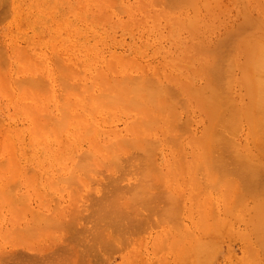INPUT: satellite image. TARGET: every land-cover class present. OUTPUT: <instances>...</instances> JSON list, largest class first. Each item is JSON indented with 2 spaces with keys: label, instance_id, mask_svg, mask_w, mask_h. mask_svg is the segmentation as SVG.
Returning a JSON list of instances; mask_svg holds the SVG:
<instances>
[{
  "label": "rangeland",
  "instance_id": "1",
  "mask_svg": "<svg viewBox=\"0 0 264 264\" xmlns=\"http://www.w3.org/2000/svg\"><path fill=\"white\" fill-rule=\"evenodd\" d=\"M160 1L161 0H0V185L2 186L3 183L4 185L2 187L5 188L8 193H11L9 191H14V193L20 197L29 195L24 198L25 201H29L27 205L28 207L24 206L28 209H23L22 207L12 209V211L14 210V213L16 212V217L24 218V216H26V219L31 222L29 219H32V221L36 220L38 218L37 214H40V216L43 214V216L45 215L46 217L50 214L53 217L49 216V218H54V215L50 212L60 213L61 211H65L64 218L67 220L68 217L73 215L74 217H77L75 214L77 213L79 206L80 208L82 207L84 209L83 211L89 209L90 214H86L93 215L94 204L92 203H94V198H96L97 201V198L99 200L105 195L104 193L108 195L109 192L112 196V194L117 193L115 190H118L119 192L120 185L122 188H124L126 193L125 196L122 195L126 199L124 198L120 201L122 202L123 209L128 212L129 207H126L128 209L127 210L123 205L126 203L127 197H131L128 195L131 194L130 191L141 195V187L138 188V185H136L137 183L139 184V182H136L135 175L138 176V174H135V171L139 170L137 172H140L141 168L144 166V169L146 168V165H143L144 163L142 162V158L145 160L144 153V156L140 157L141 159H138L137 156L139 155L133 156V159H135L137 163H135L132 158L127 161V163H125V165L127 164L128 166H132V164L134 166L136 164L134 167L136 169L137 167L139 168L137 170L133 168L135 171H131L132 173L130 174L126 172L127 174H124L123 176V168L125 169L127 167H123L122 163L116 166L118 170L114 166L116 170L112 169L110 172L109 169L113 167L108 166L107 162H105L106 164H102L101 167L95 169L94 173H92V171L89 173V171L87 172L86 170H80L81 168L79 167L81 166H79V164L80 160H82L80 157L84 156L86 152L90 155L91 152L89 151H92V148H95V145L90 142L91 137L89 139V136L85 133V131H83L81 126H75L74 128H71L69 131V133H71H66L68 136L62 135L61 138L60 136H56V128L53 126H47V128L50 129L46 130V140L44 141L43 146L38 143L37 136L35 135V130L37 129L36 124L38 123L35 124V122H38L41 119L44 120L46 115L57 117L64 112L59 108L61 107V103L63 104V102H61V98L65 95H68V92H66V94L64 92V95L62 91L64 81L61 77V74L64 73V68H77L83 74L76 79V82L86 80L84 83H86L89 88L95 86L93 81L94 79L96 81L97 77L99 78L97 80H99L101 83L102 80L100 77L102 76L99 77L101 74H108L110 78H118V75L124 72L125 74L131 73V75L136 76L135 78H137L139 77V74L151 70L156 71L159 74L163 70L164 72H170L171 74H175L176 77L180 79V82L183 81L184 83V81L187 82L189 80L190 84L192 81L193 84L197 86V88H200L208 80V77L204 75L205 71L203 68L213 60L208 54L209 51H207L208 53L204 51L205 53L203 52L204 54L202 53V55L201 53L199 54V52V55L196 53V50H198L197 48H202L204 46L206 48V38L209 37L210 39H207V42L211 41L213 44H218L221 41H227L231 39L233 33L231 30H233L238 23L243 21L242 13L244 11L242 12V7L246 6V4H244L245 1L252 5H247L248 7H245L248 8V11L251 7L252 9L256 8V11L255 9H251V11L246 13L251 14V12L254 11L252 13L254 16L251 14L252 18L259 17L260 19L261 16V20L264 21V12L260 10L261 8L264 9V0H195V3L193 2L194 4H192L195 6L196 2L198 3V18L200 16L199 22H196L197 24H195L198 26V23H206V21L209 20L207 21L208 23L213 22L211 27L214 31L212 30L213 32L211 33L209 29L211 28L209 27L211 23H207L209 28H203L202 25L204 26V24H201L202 29L199 26L198 28L202 32H198L199 34H197L196 31L192 33L193 37L194 34H196V36L201 34L199 36L200 38L198 36L193 38L191 36L189 25L191 23H187V21H189L187 16L191 17L194 15L196 12L194 9L196 7L193 8L190 6V4L189 6L185 7L184 10L182 9L181 11H178L176 9L178 12L172 11L174 14H171V12L168 10V7H164L166 4H160ZM165 2H167V6H171V0H165ZM206 2L215 4L216 7L212 9L209 7L210 9H206L204 7ZM164 8H166L167 12L169 13L163 11L162 9ZM167 15L171 16L169 17ZM183 18L184 21H181ZM204 18L205 20H203ZM197 19L196 21H198ZM201 20L204 22H201ZM197 26L195 28L194 25V28L197 29ZM205 29L207 30L205 31ZM248 30L249 29L247 28V32ZM193 31L194 30H192V32ZM203 31L208 35H211H207L205 37V44L204 42L201 43V40L203 41L204 38ZM207 31H210V33ZM263 31L264 30H261L257 33H262ZM206 33L204 35H206ZM252 33L250 30V35ZM261 35H263V33ZM247 36H249L248 33ZM228 46L229 45L227 44V47ZM228 48L230 52L233 50V48L230 50L231 47ZM225 49L223 48V50L228 52L227 48ZM187 50H190V52ZM223 50L221 49V51ZM242 52L243 51L240 52L242 54L241 57L238 56L239 66L236 64L234 67H237V70L235 69L237 72V77H241L242 75V72H240L241 69L238 70V68L242 66L240 60L242 62L244 59L243 56H245V54L243 55ZM185 53L189 57H186ZM226 54L227 53L225 52V55ZM58 60L60 61L59 66L57 65ZM198 72L204 73L200 74ZM48 76L49 80H53L52 84L50 83V86L49 82L47 81ZM40 80L44 84L43 87L42 84H39L38 86L42 87L40 89L36 85L39 90L32 92L31 88H33L35 84L39 83ZM99 81H96L97 84ZM237 82L238 85L235 83V86L237 87L235 89H231L230 94L239 99V109L241 114L246 115L244 117L240 116L239 121L232 124L230 130L234 132L235 148H238L239 150H245L244 147H246L247 149L251 148L254 150L257 148V146L255 148V145H258L259 141L255 142V138L257 137L253 135L255 132V125L249 122L250 119L248 118L247 113L250 110L255 111V106L251 101L250 95L246 93L244 88L240 87V80ZM28 85L34 86L29 87L31 90L27 88V90L29 89L30 93L26 92L25 94L24 92L26 90L23 88ZM177 85L178 86L172 83L169 84V87L172 90L177 91L183 86L182 84L178 83ZM61 92L63 94L62 97ZM50 93L51 95L49 96ZM224 93L227 94V91H223V94ZM225 97L227 98V96ZM68 98L69 102L67 105L73 104L74 101L71 100L73 99V94H69ZM68 98H66L67 100L64 99V101H68ZM183 99L186 98L184 97ZM195 102L197 103V101ZM38 103L41 107H38ZM199 103L197 104L199 105ZM35 107L40 109L38 110L36 108V111L34 110ZM192 108H194V106ZM113 109H115V107ZM123 109L122 112L117 110V108L115 109L116 111L112 110V113L116 114L115 116L111 115L112 117H109L107 112H105L108 114L107 116L104 112H100L96 118L87 119L88 123H92L96 120L102 123L103 120L106 119L105 117L108 118L105 120V125L101 127L105 134L100 133L98 136L97 141L98 143L100 142V145L102 143L103 145H107V147L115 146L119 142L120 137L132 136L130 135L132 130L130 129L131 132H129V134L127 133V129L132 127L131 123L133 122H135V125L138 126L139 115L136 114V119V116L134 117L133 115L136 112L130 110L133 113L131 115L130 111H125ZM181 111L183 114L182 121L189 120L192 122H189L192 124L190 125L192 131L184 135L188 141L185 151L182 150V146L180 150V147L178 146V148L177 145L172 147L174 145L173 143H169V145L165 144L160 146V148L163 150H157L156 152V159L159 162L155 159V164L160 165L158 167H161L164 171H172L171 178H169L167 181L162 180V183L165 185L164 188L168 192H173L174 196L178 198L181 196L184 197L180 198L182 201L179 199L180 204H178L180 209H174L175 204H173V206L170 204L171 200L170 202L169 200L166 201L167 197L165 198L164 202L163 200H159L167 206H173L172 208L168 207V210L170 208L172 209V212L175 210L173 212L174 214H170L171 216H167V218L166 213L162 210V208H164L165 211L167 210L165 209L167 207L166 205L162 206L163 204L159 202L158 206L162 207L160 208L161 211H159L160 209H157V204H153L155 202L153 200V203L150 205L148 204L149 206L152 205L151 207L153 208L151 209V207H146V212V209L142 206L147 204H142V206H139L140 202L136 200L139 203H137L138 209H145L143 211L140 210V212L142 211L144 214L148 213L147 215H143L144 217L146 216L149 218L145 219H148L146 224H142L143 226L140 227L138 225L139 223L137 224V219L134 218L135 216L137 218H143V216L140 217V215L143 214L142 212L140 215H137L136 212L134 213V211L132 212V215L130 214L131 217L133 216V218L129 220L130 223H135L132 225H129L130 223L128 224L126 222V220L128 221L127 215H129V213L126 214L127 218L120 215V218H123L125 221L122 223H125V225L128 224L132 229H130L128 225V227L124 226V228L126 227L128 228V231H130L128 232L125 228L127 231V233H125L123 232L124 229L122 228V234L124 235L121 236L122 239L120 237H118L119 239L113 238V236L117 237L120 234L117 229H109L107 232H110L115 242L112 247L113 251H110L111 249H107L109 248L108 245L106 248L108 252L102 251L101 249L99 252V249H93L98 250V252L96 251L97 254H95V256L91 254H94L95 252L93 250H89V252H91L87 256H89L90 259L88 257L87 258L93 264H264V248L262 250L258 246V242L261 241L259 237L262 236L261 234L263 232L264 226V215H260L262 211H264L262 209L264 207V202H259L261 203V205H259L261 208L258 206L257 208L255 204L257 201H260L261 197L257 201L254 199L256 198L254 192H256L258 189L260 193L257 191L259 193H256L257 198H259L258 195L261 196V193L262 198H264V186L261 187V183L264 185V179L262 180L263 182L261 181L262 176L264 177V167L260 169L261 173L257 174L258 177L256 176L257 179L259 178V187H257L258 185H255L256 187L253 186L255 189L252 188L248 190L251 191V193L253 192L254 195H252L250 192L246 193L248 191L244 190L247 188L245 185L248 182L246 184L244 183L248 180V178L246 179V176H243L245 179L242 181L240 179V175H242L241 172L239 173L240 177H237L238 174L237 176L234 174L235 179L238 178V181L239 179L241 180V182L239 181L240 183H237L238 181L234 179V171H232V174L231 172L229 173L233 176V178H231V176L229 177V175H227L228 177H225L226 174L222 173V175H224V181L222 180L223 182L229 183L230 181L232 183L234 182L233 180H235L236 183L234 182V185H231V187H229L230 184L228 186L225 184V187L224 184H222L223 187H221V190L224 191L225 194L218 190L220 188L219 186L221 185L219 183L222 182H220V179L223 177H221V175L219 177L218 173L215 174L216 176L218 175L217 177H219L217 179L214 176V178L217 179L216 181L219 182H217V186L219 188H216V181L213 177H211V174H214V172L210 170L214 169L213 171L217 172L218 170L219 172L220 169L216 170L215 168H217V166L214 167L215 165L209 166V172L208 170L206 171V173L208 172L209 175H206V177L209 176L210 178L214 179L215 183L213 182L214 184H212L213 180L210 179L209 181L207 177L210 185L209 183L204 184L209 186L208 187L205 185L207 189L210 188V191H206L205 189L206 192L203 195H200L201 183H199V185L196 183L199 179L201 180L200 182H202L201 178L203 175V182H207L205 179L206 173L200 172H203V170L207 168H196L200 171L198 170L194 172H198L196 174L203 175L202 177L198 175L197 177L199 178H197L196 183H193L195 180L190 182V178L192 180V177H188L187 169L184 167V165H186L188 168V166L192 165L190 164L191 157L193 156L194 159L195 157L196 159L198 158L199 155L195 156L194 152L198 150V145L202 147V142L206 141L207 144L216 145V141L222 132V120L219 117H214L209 120H202L204 117L203 115H201L202 117L199 116V111L197 113L194 110H191L189 113L185 111L188 113L186 115L183 113V109H181ZM37 118H39V120ZM44 128H46L45 122ZM68 128L70 127L67 126L66 130ZM185 128H187L186 124ZM132 129L137 131V128ZM191 129H189V131ZM183 130L184 128L182 131H180L184 132ZM168 133L170 132L168 131ZM263 135L264 134H262L261 137H263ZM259 136L260 135H258L257 140L261 138ZM116 139L117 143L115 142V144L113 141H116ZM262 140L264 141V138ZM111 142L115 145H111ZM104 147V149H107L106 146ZM131 147V151L134 150L132 151V155H134L133 152L136 153L137 151L134 149L133 145H131ZM201 147L199 150L202 149ZM172 148H177L178 155L176 152L174 153V149ZM178 149L182 155V152H184L185 156H183L185 157V160L181 157H178L182 156L180 155ZM129 150L130 149H128L127 152L131 154ZM137 150L139 152L141 149L137 146ZM199 150L198 153L203 151V149L202 151ZM158 152H160V154ZM260 153L261 152L258 154ZM87 154H85V157ZM129 154L127 155V160L129 159L128 157H130ZM138 154H140V152ZM230 154L234 157L236 156L234 153ZM125 156L126 155L124 153V158ZM186 157L188 158L187 161ZM177 158L180 161L183 159V163ZM126 159H124L125 162ZM202 159L203 158L200 157L197 161L193 160L192 162L194 163L195 161L197 163ZM174 160L179 161V165L182 167L178 166L177 163L175 164ZM227 160V162H231L229 159ZM83 161L87 163L88 160L86 161L85 159ZM91 163L92 162H90L89 165H91ZM181 163L186 164L182 165ZM229 165L228 168H233ZM193 166L190 168H193ZM91 168L89 170H91ZM120 168H122L123 172L120 171ZM178 168H181L183 171L186 169V173L181 175H176L173 173L174 171L176 172ZM130 169L132 170L131 167ZM74 170L75 172L78 170V173L75 174ZM80 171H82V173H80ZM21 172H24V174ZM178 172L180 173L179 169ZM74 174L78 176L80 174V176L84 178V184H82V182L80 185L75 184V182H73V179H75L73 176ZM169 175L170 174H168V176ZM140 176L141 175L138 176L139 179L137 181L141 180ZM119 178L120 180H118ZM75 180L77 181V179ZM142 180L145 182L147 181L144 179V177ZM28 181L30 183H28ZM145 182H143L144 184L141 183L139 185L146 186ZM134 186L137 187L130 190V188ZM160 186H157L158 188L160 187L159 189L156 187L158 192H164L165 194H168V192H165L166 190L163 188V185ZM205 186L203 187L206 188ZM111 188H115V190L112 189L109 191ZM211 188H213L215 191L216 189L220 191L219 195L218 191H216V194L215 191L212 192L213 190H211ZM122 192L124 191L122 190ZM144 192L146 193V191ZM155 193L157 194L156 191ZM0 194L2 195L1 190ZM132 197L134 196L132 195ZM21 200L22 198H19L17 201L20 202ZM116 200L121 204L119 199ZM130 202L131 201L129 198L128 204ZM156 202L158 203V201ZM178 204L176 206H178ZM3 205L4 207L7 206H5V203ZM135 205L136 203L134 206ZM8 207H6V209H8ZM254 207L256 210L262 209V211H260L261 213H259L257 210L258 213L256 214L255 210H253ZM149 208L150 211H153V213L159 211V213L164 214L158 215V213L157 215H149ZM58 209L62 210L56 212ZM81 209H79V211H81ZM138 209L137 211L139 212ZM154 209H156V212H154ZM91 210L93 213H91ZM125 210H122L124 214ZM168 210L167 213L171 211L169 210L168 212ZM21 212H24L26 215L19 214ZM11 213L12 212L9 211V213L7 212V214H5L10 217ZM262 214H264V212ZM158 217H162L163 219L161 218V220H159ZM90 218L92 217L90 216ZM120 218L116 217V220ZM133 219H135L134 221L136 222H134ZM84 221L86 220L84 219ZM118 222L120 223V221ZM85 224H88L89 226L94 225H92L90 222H86ZM45 226L47 225L42 224L39 227L40 229L44 227L43 229L46 230ZM90 229L93 231L92 228ZM38 231L43 232L41 230ZM6 232H8V229H5L2 235ZM59 234L60 232L56 230V235ZM4 238L7 239V241L3 239V236L0 234V255L2 250L8 251L10 254L12 250L18 248H23V253L29 252L28 247H25L23 244L24 240L21 239V237H19L17 242H15V238H8V235H5ZM120 239L122 240V244L119 241ZM18 241L21 242L18 243ZM12 242H14V244L22 243L21 247L20 245L13 246L14 244ZM11 244L13 245L11 246ZM98 245H100V243H98ZM97 248L101 247L97 246ZM17 251H20V249ZM50 252L51 250L43 249L42 254L47 255ZM9 254L6 253V255H4L8 256ZM33 255L37 254L34 252V254L32 253L31 256ZM92 258L94 262L92 261ZM90 261L89 263L91 264Z\"/></svg>",
  "mask_w": 264,
  "mask_h": 264
},
{
  "label": "bare ground",
  "instance_id": "2",
  "mask_svg": "<svg viewBox=\"0 0 264 264\" xmlns=\"http://www.w3.org/2000/svg\"><path fill=\"white\" fill-rule=\"evenodd\" d=\"M160 2H161L160 4H162V3L166 4V5H164V7H166V8L168 7V10H169V12H171V14L174 11H176V9L178 11H181L182 9L184 10L185 7L189 6L190 4H191L190 5L191 7H193V8L196 7L194 9L196 11L195 14L191 16L193 18L187 16L189 18L188 20L190 21V22L187 21V23L188 24L191 23V24H189L191 36H192V33H194L195 31L197 34H199L198 32H200V33L202 32L198 28V26L201 28V24H204L205 27L202 25L203 28H206V27L209 28L213 24V22L212 23L210 22L211 24L208 23L207 21H209V20H207L205 23L203 21V20H205V18H204L203 20H201V22H204V23H201V24L198 23V26L196 25L197 24L196 22H199L200 16L198 18V11H197L198 10V3L196 2L195 6L193 5L195 3V0H171V2H170L171 6L170 7L167 6L168 4H167V2H165V0H161ZM245 2H244V4H246V6L251 5V4H249V2L248 3L247 2L245 3ZM246 6L242 7L243 8L242 12L244 11L243 13L241 12L243 15V21L238 23L235 26V28L233 30H231V32H233L231 39H229L231 41L224 40V41L219 42L218 44H213L211 41L207 42V39L208 40L210 39L209 37H207L205 40L206 41V44H205L204 39L208 34L205 32L206 35H204L205 33L203 31L204 38H203V41L201 40V43L204 42V44L206 45V48L203 45L204 47H202V48L199 47L201 49L197 48L198 50H196L197 51L196 53L198 54V52H199V54L201 53V55H202V53L204 51L206 53H208L207 51H209L208 54H209L210 58H212L213 60L211 59L212 62L210 61L208 63V65H206V67L203 68L205 73L201 72V73H204V75L208 77V80L200 88H197V86H195L192 81H191V84H192L191 85L189 80L188 81L186 80L187 82L184 81V83H183V81L180 82V79L177 78L175 74H171L170 72H166V71L164 72V70L160 74L157 73L156 71H153V70L141 73L139 75L137 74L139 76L137 78H135L136 76L131 75V73L125 74L124 72H122L123 75L119 74L118 75L119 77L117 76L118 78H114V77L110 78V76L108 74H104V75L101 74V75H99V77L102 76V77H100L102 80L101 83L99 80H97V79H99L97 77L96 81H99L98 84L94 79V81L93 80L92 81H93V84H95V86H92V88H89L87 86V84L84 83L86 80L81 81V82H76V79L79 78L83 74L77 68L67 67V68L63 69L64 73L61 74V77L63 78V81H64L62 91H63V94H64V92H65V94H66V92H68V95L73 94V99H71V100H73L74 102L71 105H67V103L69 102L68 95L64 94L65 96H63V94L61 92V97L63 96L61 98L62 99L61 102H63V104L61 103V107H59V106L58 107L64 111L63 114H60L57 117H51V116L46 115V117H44V120L43 119L39 120V118H37L39 120L38 122L35 120L36 121L35 124L38 123V124H36L37 125L36 128L38 130L35 128L36 129L35 135L37 136L38 143L43 146V143L46 140V130L50 129V128H47V126L48 127L53 126L54 128H56L55 129L56 134H57L56 136L57 137L60 136V138L62 137V135L68 136V135H66V133H69L71 128H74L75 126L76 127L81 126L83 128V131H85V133L89 136V139L91 137L92 140L90 139V142L95 145V148H92L93 150L89 151V152H91L90 155H89V153L87 154V152H86L85 153V154H87L86 157H85V154H84V156L80 157V158H82V160H80V164H79V166H81V167H79V168H81L80 170H82V171L86 170L87 172L89 171V173L92 171V173H94L95 169L101 167L102 164H106L105 162H107L108 166L113 167V168L109 169V171L111 172L112 169L118 170V168L116 166H118L122 163L123 167H127L125 169L123 168L124 172H123L122 168H120L121 170L119 169L120 171L123 172V176H124V174L125 175L127 174L126 172H128V174H130V173L134 172L135 170L139 169L138 167H137V169L134 167V166H136V164L134 166L132 164V166H133L132 167L130 165L128 166L127 164L125 165V163H127V161H129L131 158L133 161H135V159H133L134 158L133 156H135V155H139V156H137L138 159L145 155V160L142 158V162L144 163L143 165H146V168L144 169L145 166L144 167L142 166L143 168H141L140 172H137V171H139V170H137V171H135V174L137 173L138 176L141 175L140 176L141 180L144 177V179L147 181L146 182L144 180L137 181L139 178L137 175H135V176H136V182H139V184H141V183L144 184L143 182H145L146 186L145 185L140 186L137 183L136 185H138V188L141 187L140 188V194L141 195H139L136 192H132V191H130V192H131V194L133 193L132 195L134 197H132L131 194H128L129 196H131V197H129L131 202L128 204L129 198L127 197V200L125 203L126 205L124 204L123 206H125L124 208L129 207L128 209L130 210V212L127 208L126 209L128 210V212L125 209H123V207H122V202L120 200L125 198L122 195L125 196L126 193H125L124 188H122L120 185L119 186L120 190L122 189L124 192H122V190L121 191L119 190V192H120V194H119L118 190H115V188L114 189L111 188L109 191H111L113 189L117 192L116 193L117 195L114 193L111 196V194L109 192L108 195H106V193H104L106 196L104 195L99 200L97 198V201H96V198H94L95 200L93 199L94 201L92 200L94 202V203H92V204H94L93 205L94 206V208H93L94 213L92 211L93 209L91 208L92 209L91 213H93V215H88V214H90L88 208H87L88 210H85L86 211L85 212V211H83L84 209L82 207H81L82 208L81 209L79 206V209H81L82 212L79 211V209H78V211L76 213L77 215L75 214V216H77V217H74V215H73V216H70L68 218L66 217L67 220H65V218H64L65 217V211H61L62 209L61 210L58 209L56 212H59V210H60L61 211L60 213L50 212L51 214L54 215V218H52L53 216L50 214L49 215L46 214L47 217L45 215L43 216V214L41 216H40V214L39 215L37 214L38 218L34 221H32V219H29V220H31V222H30V221H28V219H26V216H24V218H20V217L18 218V217H16L17 216L15 214L16 212L14 213V210L12 211L13 208H19V207H22L23 209H28L25 207H28L27 205H28L29 201H25L24 198L29 196V195H25V196L20 197V196H17L16 193H14V191H9L11 193H8L7 190L2 187L4 185L2 183V186L0 185L1 186L0 190L2 192V195L0 194V234H1V236H3V239H5L4 238L5 235H8V238H10V237L12 239L15 238L16 239L15 242H17V240H19V237H21V239L24 240L23 244L25 245V247H28V251L30 253L29 252L26 253L25 251L24 252L26 254L23 253V251H22V250H24L23 248H18V249L12 250V252H10V254L8 251L2 250L3 254L1 253V255H0V264H88L90 261L89 260L90 257L87 255H89L93 249H95V248L99 249V252H100V249L102 251H106V252H108L107 249L108 250L111 249L110 251H113L112 247H113V244L115 243L113 238L117 239L118 237H120L122 239L121 236H124L122 233L123 232L127 233V231H128V228H126V227H128L129 225L135 224V223H130V221H129V220H131V218H133V216L132 217L130 216V214L132 215L133 211H134V213L136 212L137 215H140L141 212L146 209V207L148 208V207L152 206V205L149 206L151 203H153L155 201L153 204H155V205L157 204V206H158L159 202H160L159 200H163V202H164L166 197H167L166 201L169 200V202H170V200H171L170 204H172V205L175 204L174 209H180L179 208L180 207L179 202L181 200L180 198H182L183 196H181L180 198L174 196L173 192L172 193L168 192L164 188L165 185L162 183V180L167 181L169 178H171V175H172L171 172L172 171L171 170L164 171L161 167H158L160 165L155 164L156 163L155 159L157 157V155H156L157 150H160V151L163 150L160 148V146H163L165 144L169 145V143H173L174 145L172 144L173 145L172 147H175L177 145V147L178 146L180 147V150H181V146H182V150L185 151V148H186L188 141L186 140V137L184 135L187 133H190L192 131V129L190 128V125H192V124L189 123V122H191L189 120L188 121L187 120L182 121V115L183 114H182L181 109H183V111H184L183 113H185V115L188 114L191 110H194L196 113L199 111L198 112L200 114L199 116L202 117L201 115H203V117H204V118H202V120L203 119L209 120V119L214 118V117H219L222 120V132L220 133V136H219L218 140L216 141V145L215 144H207L206 141H204L201 143L202 147L199 145L197 146V147H199V148L201 147L203 149V151H202V149L199 150V148H198L199 151H202L201 153L200 152L198 153V150H196L194 152L195 156L199 155L198 158H200V157L203 158L201 161H198L199 163L198 162L196 163L195 161H194V163L192 162L193 160H196V161L198 160V158L196 159V157H195V159L193 158V156H192L193 153H192L190 164H192L191 166L194 165L193 168H190L191 166H188V168H187L186 165H184L186 163L182 164L183 159L185 158L184 157L185 155H184V152H182L184 155L183 156L181 154L180 150L178 149V151L180 152V155H182V156H178V157L179 158L181 157L183 159H181L182 161H180L178 158L177 159L180 162H182L181 164L184 165V167L187 169L188 177H192V180L190 178V182H193L195 180L193 183H196L197 178H199L197 176L200 174H196L198 172H194V171H198L200 168L201 169L207 168V169H204L203 172L199 170L201 173H206L207 170L209 172V169H208L209 166L215 165L214 167L217 166V168H215L216 170L220 169L219 172H218V170L216 172V171H213L214 169H212L210 171L214 172V174H211V173L210 174H211V177L214 178V176H215L217 179L221 175V177H223V178L220 179V182L224 179V175H222V173L226 174L225 177H228L227 175H229V177L231 176V178H233V176H234V179H235V175L237 176V174H238L237 177L241 176L240 179L242 181H243V179H245L243 176H246V179L248 178V180L244 183V184H246L247 182L249 183V185H248V183L245 185V186H247V188L244 189L245 191H248V190L256 187L257 185H258L257 187H259V183H258L259 178L257 179L256 176L258 173H261L260 169L262 167H264V164H263L264 158H262V157H264V154H263V152H264V145H263L264 143L263 142L264 141L262 140L264 138V135H263V137H261L262 134H264V31L262 32L263 35H261L262 33H257V32L264 30L263 29L264 28V24H263L264 21L261 20V16H260V19H259V17H253L254 18L253 19L252 13L254 11L251 12L252 15L250 13H249L250 15L248 13H246V12L251 11L252 7L248 11V8H245ZM204 7L206 9H210V8L212 9V8H215L216 5L206 2L204 4ZM166 8H164L162 10L167 12ZM253 9H255V11H256V8H253ZM260 10L262 12H264V9L261 8ZM178 11H176V12H178ZM169 12H167V13H169ZM167 16L170 17L171 15H167ZM167 16H166V19H167ZM187 17H185V18H187ZM195 18L198 21H196ZM181 21H184V18ZM207 23L210 24L209 27L207 26L208 25ZM193 24L195 25V28L197 26V29H199V30L195 29ZM191 27L194 29H192ZM247 28L249 29L248 32H247ZM209 29H210L211 33L214 31L212 29V27ZM192 30H194V31L192 32ZM206 30L207 29H205V31ZM250 30H251V33L255 32L256 34L252 33L253 35L252 34L250 35ZM252 30H254V31H252ZM210 31H207V32L210 33ZM245 31H246V33H245ZM247 33L249 34V36H247ZM200 35H197V36L199 37ZM197 36H196V34H194V37L193 36L192 37L195 38ZM201 38H202V36H201ZM227 44L229 45L228 47H231L230 50L233 48V50H231V52L228 50L229 48L227 47ZM225 45H226V47H225ZM223 48L224 49L227 48V50L230 54L227 51H225L226 49L223 50ZM221 49L223 51H221ZM187 51L190 52V50H187ZM241 51H243L242 53H243V55L245 54V56H243L244 57V59L242 61L243 64L240 60V63L242 66L240 68H238V70L241 69L240 72H242V75H241V77H239V76L237 77V72H236L237 67L236 68H234V67L236 64L238 65V62H239L238 56L241 57V55H242L240 53ZM218 52H220V53H218ZM225 52L227 53L226 55H225ZM186 53H188V52H186ZM186 53H185V56L189 57ZM210 54H212V55H210ZM225 62H226V65H225ZM59 63H60V61L58 60L57 61L58 66H59ZM223 63L225 65V67H224ZM206 72L208 73V75ZM198 73H200V72H198ZM238 80H240V83H241L240 87L244 88L246 93H248L250 95L251 101H252V103H254V106H255V111L250 110L247 114H248V118L250 119L249 122L255 125V132L253 133V135L255 137L256 136L258 137V135H260L259 137H261V138H259V140H257L258 139L257 137L256 138L254 137L256 139V140L254 139L255 142L259 141V144L261 142L260 145L259 144L255 145V148L257 146V148H256L257 150L256 149L253 150L251 148L247 149L246 147H244L245 150H239L238 148H235V145H234V132L230 130V128L232 127L231 125L234 124L235 122H238L240 116L244 117L246 115V114H243V115L241 114V111L239 109V107H240L239 99L230 94V90L235 89L237 87V86H235V83H237V85H238V82H237ZM47 81L49 82V86H50V83L52 84V82H53V80H49V76H48ZM172 83H174L176 86H178L177 83L182 84L183 86L181 89H178V87H177L178 90L174 91L169 87V84H172ZM185 83H186V85H185ZM39 84H42V87L44 85L43 82L40 80L39 83L35 84V86L34 85L25 86L23 88L26 90V91L24 90L25 91L24 93L25 94H26V92L28 93L29 89H30L29 87H33V86L34 87L31 88L32 92L39 90V88L41 89L42 87L38 86ZM27 88H29V89L27 90ZM225 90L227 91V94H228L227 95L226 93H224L225 96H227V98L223 94V91L225 92ZM50 91H52V90H50ZM50 95H51V93L49 94V96ZM64 97L68 98V101H66L67 99ZM184 97L186 99H183ZM198 98H200V99H198ZM64 99H66V100L64 101ZM195 101H197V103H199V101H200L199 105ZM115 104H116V106H115ZM191 104L194 106V108H192L193 106ZM37 105H39L38 107H41L39 103ZM195 105H196V107H195ZM197 106H199V107H197ZM114 107H115V109L117 108V110H119L121 112H122L123 108H124L123 110H125V111L131 110L133 112H136L133 114L130 111L131 115L133 114L134 117L136 116L135 117L136 119H137L136 114L139 115L138 116L139 121H138V126H136L135 122H133V123H131L132 127L127 129V131H128L127 133L131 132V130H132L131 134L129 133L130 135H132L131 137H123L122 136L119 138L118 143H117V139H116V141H113L114 143L116 142L118 145L116 143H115L116 144L115 145L114 143L111 142V145H115V146H108L107 147V145H103L102 143L100 145L99 144L100 142L98 143L97 140H98L99 134L104 133L103 129L101 127L105 125V120L108 118L105 117L106 119H104L102 123H100L98 120L93 121L92 123H88L87 119L96 118V116L100 112H104V113L107 112L109 114V117L115 116L116 114L112 113V110H115V109H113ZM36 108L37 107H35L34 110H36ZM37 109L39 110L40 108H37ZM185 111H187L188 113ZM107 113H105L106 116L108 115ZM44 122H45L46 128H44ZM187 122H188V124H187ZM185 124H186L187 128H185ZM181 125L184 128V130H183L184 132H181L183 129ZM67 126H69L70 128H68L66 130ZM179 127H181L182 129ZM132 128H137V131H135ZM169 129L171 131L173 130L172 133ZM189 129H191V130L189 131ZM168 131L170 133H168ZM187 131H189V132H187ZM257 133H258V135H257ZM125 136H128V135H125ZM131 145H133L134 149H136V151H137L136 153L133 152L134 155H132V151H134V150L131 151V148H132ZM261 145H263V146H261ZM104 146H106L107 149H104L105 148ZM126 146H127V148H126ZM135 146H136V148H135ZM137 146H138V148L141 149V150H139L140 154H138L139 152L137 150ZM124 148H125V150H124ZM128 149H130L129 151L131 152V154H129L127 152ZM172 149H174V148H172ZM255 150L257 151V153ZM258 150L262 154L261 153L258 154L259 153ZM141 151H143V152H141ZM175 152L178 155L177 148L174 149V153ZM124 153L126 155L125 158H124ZM143 153H144V155H143ZM158 153L160 154V152H158ZM174 153H173V156H174ZM230 153H234V154H236V156L234 157ZM128 154L130 155V157H128L129 159L127 160L126 158H127ZM122 155H123V158H122ZM89 156H90V158H89ZM85 159H86V161L88 160L87 163L83 161ZM124 159H126V162ZM227 159H229V161H231V162H227L228 161ZM89 160H90V162H92L91 165H89L90 164ZM187 160H188V158L186 159V161ZM179 161H177V160L175 161V164L177 163L178 166H180ZM88 162H89V164H88ZM135 163H137V162L135 161ZM227 164L228 165L230 164L229 166L233 167V168H231L232 170L230 168H228ZM114 166L116 169L114 168ZM87 167H89V168H87ZM130 167L132 168V170L130 169ZM180 167H182V166H180ZM90 168H91V170H89ZM133 168H135V170ZM194 168L195 169L199 168V169L195 170ZM178 169H179L180 173L178 172ZM178 169L176 172L174 171L173 173H175L176 175H178V174L181 175L183 173H186V169L184 170L185 172L181 168H178ZM210 169H211V167H210ZM191 170H193V171H191ZM76 171L77 172H75V170H74L75 174L78 173V170H76ZM82 171H80V173H82ZM232 171L235 172V173L233 172V176L229 174L230 172L232 174ZM208 172L205 174V179L207 180V182H205V181L203 182L204 175L202 174L203 177H202V175H200L202 177L201 178L202 182H200L201 180L199 179L196 183L198 185H199V183H201L200 184V189H201L200 195H203L207 190L210 191V188L207 189V187H206L208 185L204 184V183H207V184L209 183V185H210V182H208V179H209V181H210V179L213 180L212 184H214L215 181L217 180L214 178L215 179V181H214V179L210 178L209 176H207L208 177V179H207L206 175H209ZM236 172H238V173H236ZM240 172L242 173V175L239 174ZM21 173L24 174V172H21ZM140 173H143V174H140ZM216 173L219 174V177H217L218 175L217 176L215 175ZM75 174L73 176L75 177V179H77V181L79 179V181L77 182L75 179H73V182H75V184H77V185H80L81 182H82V184H84V178L81 177L80 174H79V176L75 175ZM168 174H170V175L168 176ZM193 174L195 177L193 176ZM237 179H235V180H237ZM240 179H239V181L241 182ZM263 179H264V177L262 176L261 181ZM115 180H117V179H115ZM118 180H120V178ZM235 180H233V181L235 182ZM121 181H123V180H121ZM223 181L221 183L216 181V184H215L216 186L215 185H213V186H215L217 188L218 183L221 184L219 186L220 188L218 187L219 188L218 190L222 191L221 190V187H223L222 184H224V187L226 185L228 186L229 184H230L229 187H231V185H234V182H232L233 183L232 184L230 181H229V183H225ZM239 181L237 183H240ZM28 183H30V182L28 181ZM158 184L163 185V188L166 190L165 192L166 193L168 192V194H165L164 192H158V189L161 187ZM157 186H160V187L158 188ZM203 186H205L206 188H204ZM213 186H210V187H213ZM248 186H249V188H248ZM262 186H264L263 183H261V187ZM136 187L137 186L131 187L130 190L132 188H136ZM202 188H204V189H202ZM141 189L146 191V193ZM154 189L157 192V194L155 193ZM205 189H206V191H205ZM211 190H213V188H211ZM218 190L216 189V191H218ZM147 191H148V195H147ZM214 191L215 190H213L212 192H214ZM216 191H215V193H216ZM220 191H218V195H219ZM257 191H259V189L256 190V192H254L256 198H257L256 193L257 194L260 193V191H259V193ZM127 192H129V191H127ZM152 192H154V193H152ZM222 192L224 193V191H222ZM249 192H250V194L254 195L253 192L251 193V191H248L246 193H249ZM5 193L9 194V195H6ZM224 194H222V195H224ZM163 195H166V196H163ZM258 196H259V198H257V199L254 198V199L257 201L261 197L260 201H257V202L259 203L262 201L261 203H263L264 198H262V193H261V196L260 195H258ZM263 196H264V194H263ZM19 198H22V200L20 202L17 201ZM140 198H142V199H140ZM162 198H164V199H162ZM116 199H119L121 204L118 203V201ZM174 199H176V200H174ZM136 200H138V202H140V204ZM156 201H158V203ZM163 202H160V203L163 204ZM257 202L255 204L256 207L258 206L261 208V206H259V205H261V203L258 204ZM4 203H5V206L6 205H7L6 207L9 206L10 209H9V207H8V209H6V207H4V205H3ZM135 203H136V205L134 206ZM137 203L139 204V206L140 205L142 206V204L143 205L149 204V205L148 206L147 205L142 206L145 209H140V210H142L140 212V210L137 207V205H138ZM170 204H168V205H170ZM177 204H178V206H176ZM128 205H130L132 207H130ZM164 205H166V204H163L162 206H164ZM168 207H171V206H167L165 209L168 210ZM176 207H178V208H176ZM134 208H137L140 213L137 211V209H134ZM152 208L153 207H151V209ZM155 208H156V206H155ZM160 208H162V207H159V206L157 207V209H160ZM171 208L169 209V210H171L170 212L168 210L169 213H167V210L165 211L164 208H162L163 212L166 213V217L167 216L170 217L171 216L170 214H174L173 212L175 210H173V212H172ZM254 208H253V210H255L256 214L258 213L257 210L259 211V213H261L260 211H262V209L264 210V207L261 210L260 209L256 210V208L255 209ZM4 210H6V211L8 210L7 211L8 213H9V211L12 212L11 216L10 217L7 216L6 215L7 212ZM122 210L123 211L125 210V214L122 212ZM148 210H149L148 211L149 215H152V214L157 215L159 213V211H161V209H160L159 211L156 212V209H154V212H156V213H153L152 210L150 211V208ZM146 212H147V209H146ZM263 212L264 211H262V213ZM17 213H18V211H17ZM86 213H88V214H86ZM128 213H129V215H127V217H128L129 222L127 220H126V222L128 224L129 223L130 224L128 225L126 223L128 225L127 226V225H125V223H122L125 221L123 218L122 219L120 218V215L127 218L126 214H128ZM142 213L143 214H141L140 217L148 214V213L144 214V212H142ZM262 213L260 215L263 216L264 214H262ZM19 214L26 215L24 212L23 213L21 212ZM163 214L159 213L158 215H163ZM177 214H180V213H177ZM133 215H135V214H133ZM49 216H52L51 217L52 219L49 218ZM90 216L92 218H90ZM106 216H107V218H106ZM115 216L117 218H120L122 221L120 219L116 220ZM134 218L137 219V224L139 223L138 225L140 227L143 226L144 224H146V222L149 219L146 216L145 217L143 216L144 219L143 218H137L136 216ZM146 218H148V219L145 220ZM161 218H159V220H161ZM84 219L86 221H84ZM135 219H133V221ZM118 221H120V223ZM174 221H176V220H174ZM86 222L87 223L90 222L92 225L93 224L94 225L89 226L88 224H85ZM134 222H136V221H134ZM42 224L47 225V226H45L46 230L43 229L44 227H42L40 229L39 226H41ZM124 226H126L125 228L127 229V231L124 228ZM130 227L131 226H129V228ZM90 228H92L93 231H91ZM112 228L117 229V231L120 232V234L117 237L113 236V238H112V235L110 234V232L109 233L107 232V231H109V229H112ZM122 228L124 229L123 232H122V230H123ZM5 229H8V232H6L7 234L5 233L2 235V233L5 231ZM130 229H132V228H130ZM38 230H41L43 232H40ZM56 230L60 232L59 235H56ZM263 232H264V226H263ZM263 232L261 234L262 236L259 237L262 242L260 241V239H259L260 242H258V246L262 250L264 248ZM89 234H91V235H89ZM121 239L119 241L122 244ZM5 240L7 241V239H5ZM20 242L21 241H18V243H20ZM12 243L14 244V242H12ZM98 243H100V245H98ZM13 244H11V246ZM21 244H14L13 246L20 245V247H21ZM107 245L109 246V248H107ZM97 246H99L101 248H97ZM19 249H20V251H17ZM43 249L51 250V252L47 255H43L42 254ZM89 250H91V251L89 252ZM15 251H17V252H15ZM93 251L95 253L94 254L91 253V254L95 256V254H97L98 250H93ZM34 252L37 255L31 256V254L32 253L34 254ZM263 252H264V250H263ZM6 253H8L9 255L5 256ZM92 261H93V258H92ZM91 264H93V263L91 262Z\"/></svg>",
  "mask_w": 264,
  "mask_h": 264
}]
</instances>
